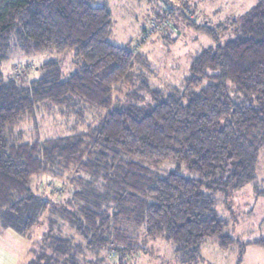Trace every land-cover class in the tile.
Listing matches in <instances>:
<instances>
[{
	"label": "trees",
	"instance_id": "obj_1",
	"mask_svg": "<svg viewBox=\"0 0 264 264\" xmlns=\"http://www.w3.org/2000/svg\"><path fill=\"white\" fill-rule=\"evenodd\" d=\"M94 2L0 0V228L28 241L23 264H84L85 253L104 260L103 251L124 264L139 252L141 233L174 241L183 264L197 262L206 239L223 247L236 241L211 189L238 190L256 179L264 0L231 20L234 37L226 41L190 20L213 43L168 90L149 83L152 65L139 47L112 42V8ZM14 50L74 52L78 67L66 73L50 59L7 75ZM88 109L104 112L97 123L42 137V113L60 110L84 124ZM168 159L200 176H161L145 164ZM252 243L264 246V238Z\"/></svg>",
	"mask_w": 264,
	"mask_h": 264
},
{
	"label": "rangeland",
	"instance_id": "obj_2",
	"mask_svg": "<svg viewBox=\"0 0 264 264\" xmlns=\"http://www.w3.org/2000/svg\"><path fill=\"white\" fill-rule=\"evenodd\" d=\"M257 2L258 0H95L94 4L111 6L114 18L112 42L121 46L130 43L139 47L140 52L147 54L152 65V71L148 72L147 77L149 83L153 87L168 90L173 85L181 84L189 74L193 57L213 43L208 35L191 25L190 20L194 18L200 24L208 23L226 41L234 37L231 20L243 15ZM170 7L175 8L170 12L171 19L165 29H160L165 25L154 23L158 24L161 18L159 14L168 13ZM182 8L187 9V14L192 17L182 13ZM50 59L58 61L66 73L78 67L74 52L58 54L54 51L25 56L19 50H14L4 62L3 71L7 75H15L21 71L19 67H38ZM26 77L27 74L23 76ZM101 113L104 112L88 109L84 124L77 123L79 120L74 115H67L60 110L42 113L39 117L41 135L48 138L81 131L87 124L97 123ZM23 127L27 138L33 137L32 126L27 123ZM145 164L161 176L171 171L192 178L200 176L198 172L190 171L183 163L174 159ZM211 191L215 192L218 199L219 213L229 222L227 232L236 241L223 247L217 239L208 238L201 246L197 262L187 264H264V246L252 243L264 238V146L260 151L256 179L238 190L230 188ZM137 244L140 250L127 260V264H183L176 254L177 244L172 240L141 233ZM25 254L26 250L20 255L18 264H23ZM102 256V264H122L117 259L109 260L105 251ZM90 257L93 258L88 252L85 253L84 264H89L87 259L92 260Z\"/></svg>",
	"mask_w": 264,
	"mask_h": 264
},
{
	"label": "crops",
	"instance_id": "obj_3",
	"mask_svg": "<svg viewBox=\"0 0 264 264\" xmlns=\"http://www.w3.org/2000/svg\"><path fill=\"white\" fill-rule=\"evenodd\" d=\"M28 241L12 228H0V264H18L20 255L24 253ZM30 256L25 257L28 263ZM92 258V257H90ZM93 260V261H92ZM89 264H102L103 258L93 257ZM24 263V264H26ZM107 264V263H106ZM127 264V263H124Z\"/></svg>",
	"mask_w": 264,
	"mask_h": 264
},
{
	"label": "built area",
	"instance_id": "obj_4",
	"mask_svg": "<svg viewBox=\"0 0 264 264\" xmlns=\"http://www.w3.org/2000/svg\"><path fill=\"white\" fill-rule=\"evenodd\" d=\"M172 10H168L167 12L168 13H166V16H167V18L166 19H164V21H161V22H158V24L157 23H154V25H160V23H163L165 26L164 27H166L167 25H168V23H169V20L171 19V17L169 16L170 15V12H171ZM162 26V25H161ZM164 27H160V29H164ZM152 31V30H151Z\"/></svg>",
	"mask_w": 264,
	"mask_h": 264
}]
</instances>
